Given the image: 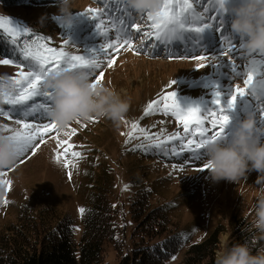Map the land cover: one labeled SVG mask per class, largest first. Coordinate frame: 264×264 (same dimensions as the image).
Here are the masks:
<instances>
[{"label": "rangeland", "instance_id": "374dc122", "mask_svg": "<svg viewBox=\"0 0 264 264\" xmlns=\"http://www.w3.org/2000/svg\"><path fill=\"white\" fill-rule=\"evenodd\" d=\"M195 7L205 17L216 15L215 11L204 12L205 8L216 7L211 0H197ZM72 8L73 23L70 26L62 25L54 18L58 11L57 0H26L17 6L0 3V20L11 21L10 25L6 24L8 27L17 25L28 28V33H22L18 41L43 37L42 42H46L49 47L63 48L74 55L98 49L101 44L114 39L117 33L121 35L122 43L128 26L133 22L139 24L140 34L131 29L132 43L139 49L138 54L126 45L118 50H109L108 56L99 55L101 68L94 70L91 75L94 82L102 71L99 84L111 86L129 98L130 107L118 125L107 118L94 117L92 120L79 119L66 127L52 129L43 134L44 143L41 144L37 137L33 147L17 158L12 167L0 170V173H7L6 176H0V180L11 181V185H0V231L16 221L25 206L37 210L51 205L60 213L73 217L76 238L79 239L83 231V212L80 209L89 203L90 192L101 182L100 173L105 171L109 175L107 181L112 200L115 199L126 213L129 197L139 189L148 190L152 205H166L169 208L177 224L176 231H180L186 241L168 264L182 262L190 245L206 238L217 226L222 230L221 244L227 242L229 245L239 229H243L246 234L254 230V244H257L258 250L264 248V239L260 238L261 233L253 225L255 198L259 191L254 184L257 173L252 172L247 181L241 179L237 184L223 180L214 182L207 169L201 170L203 150L199 160L192 158L191 153L175 155L172 149L175 147L180 151L181 141H166V137L177 132L183 137V124L171 113L165 114L162 105L148 111L149 103L160 100L170 91L176 92L182 105L206 101L211 97V91L205 84L213 76V68H197L198 63L207 61H197L190 56L181 57L183 48L176 43L165 46L154 37L151 40L146 38L144 32L151 31V21L147 20L145 13L137 14L130 9L127 0H72ZM89 8L102 9V16L97 20L88 17L84 13ZM100 19L104 20L109 31L108 39L98 33L96 23ZM224 19L226 26L223 31L227 35L230 33V17L226 14ZM0 30L8 36L4 29ZM65 40L69 42L67 45L64 44ZM204 43L210 53L219 51L216 34L207 33ZM221 46L228 50L226 41ZM192 51L197 55L209 54L199 49ZM232 56L236 70L242 73H246L252 58L261 59L259 52L249 55L243 49H238ZM109 57L114 61L111 67H108ZM0 59L5 58L0 56ZM227 59L219 56L214 63L222 64ZM18 65L15 62L0 65V74L14 77L20 71ZM28 70L26 65L24 71ZM220 71L228 74L233 86L239 84L244 87L246 75L236 76L232 68L227 66H221ZM261 74H264V66L257 69L255 79L261 78ZM173 80L175 83L172 85ZM250 100L253 107L248 111L255 113L258 127L264 128V120L256 107L260 102L251 97ZM35 102L47 103L44 97L37 98ZM242 113L238 109L237 113L232 114V120L238 119ZM16 118L14 116L9 120L0 115V125L19 128L20 125L15 123ZM25 119L29 123L33 122ZM38 120L41 123L53 121L43 110L38 112ZM134 123L138 126L137 130L132 127ZM205 126L211 127L210 124ZM140 128L144 131H139ZM129 133H132L131 138ZM0 134L4 136L9 133L0 131ZM191 138L194 137H186L183 142ZM161 141L165 142L160 148L149 147ZM69 145L72 147L69 148ZM65 149H69L67 153H64ZM57 152L63 154L60 162L54 159ZM72 152H79L80 156L74 157ZM65 161L68 162L67 167L64 166ZM128 221L132 226L129 215ZM105 260L111 263L117 261L113 248L109 246L106 248Z\"/></svg>", "mask_w": 264, "mask_h": 264}, {"label": "snow or ice", "instance_id": "6c2138e0", "mask_svg": "<svg viewBox=\"0 0 264 264\" xmlns=\"http://www.w3.org/2000/svg\"><path fill=\"white\" fill-rule=\"evenodd\" d=\"M230 0H211V3L216 7L213 9L205 8L204 12L209 13L215 11L216 15H208L207 17L201 15L195 4L197 0H160V5L156 10H146L145 13L147 20L151 21L149 25L151 31L144 32V36L151 40H155L165 46L176 43L179 47L183 48L180 53L181 57L190 56L197 61H207V63H198L196 66L200 69L213 68L214 74L208 79L205 87L211 91V97L202 103H187L181 104L177 98L175 91L166 93L160 100H154L148 104V111H152L162 105V111L165 114L171 113L176 119L183 124L182 137L179 132L166 137V141L178 140L181 141L180 151L173 147L172 152L175 155H180L181 152L191 153L192 158L201 159L202 150L211 141H216L224 138L227 135V129L232 121V114L248 111L253 107L250 100L254 98L260 103L256 105L259 109V115L264 120V74L261 78L255 79V74L260 66H264V52H259L261 59L252 58L247 66L246 73L237 71L235 61L232 53L243 46L237 38L231 33L224 34L223 29L226 26L224 16L229 10ZM102 9L89 8L84 14L90 18L97 20L102 16ZM12 22H4L0 20V28L11 37V43L17 45L20 53L23 56V61L19 63L20 71L16 76L11 77L13 81V91L9 93H0V115L12 120L14 116L15 123L20 125L19 128H9L8 125H0V131L9 133L4 135L3 139L9 144L16 158L31 149L37 137L40 143H44L43 134L51 131L52 129H59L55 121L48 123H41L38 120V112L43 110L44 114H49L51 105L54 102V92L50 88H45L44 82L49 74L59 73L61 71H78L88 70L87 72L92 75L94 70L100 69L102 61L99 55L108 56L109 50H118L125 45L129 49H135L137 54L139 49L132 43L131 29H135L136 34H140L141 27L139 24L131 23L128 26V31L124 33L126 38L121 43V35L117 33L114 39L109 43L101 44L98 49H92L87 54L74 55L65 51L63 48L49 47L44 41L43 37H37L35 40H25L23 46L18 45V37L23 33H28V28H21L17 25L8 27ZM96 28L100 35L109 38V31L105 27L103 19L96 23ZM216 34V40L219 45V51L210 53L207 45L204 43L205 35L207 33ZM219 33V34H217ZM228 43V50L221 46L222 42ZM68 40L64 41L67 45ZM192 49H199L202 52L209 53L205 55H197ZM251 55V54H249ZM228 57L222 64L214 63L217 57ZM27 62L28 71H24L25 63ZM12 59H0V65H11ZM114 61L108 58V67L113 65ZM221 66L232 68V72L236 76L246 75L243 80L244 87L239 84L232 85L228 78L227 73H221ZM100 76L95 79L93 86L100 83ZM18 77V78H17ZM172 85L175 83L173 80ZM44 97L47 103H36V99ZM171 100L169 103L168 101ZM33 121L29 123L26 121ZM95 119L94 117L89 120ZM79 119H77L78 121ZM210 124V128L206 127ZM134 130L138 126L134 123L132 125ZM139 131L143 132L144 129L140 128ZM75 132V129L72 130ZM132 137V133H129ZM186 137H194L187 139ZM63 144L65 141H58ZM127 142V141H126ZM155 143L149 147L160 148L161 144ZM38 146V145H37ZM72 146L69 145V148ZM69 149H65L67 153ZM63 154L57 152L54 159L60 162ZM72 156L79 157V152H72ZM64 166H68L65 161ZM208 166L203 163L202 169ZM7 173H0V176H6ZM0 185H11L10 180H0ZM5 203L7 201L5 200ZM81 212L84 209H80Z\"/></svg>", "mask_w": 264, "mask_h": 264}, {"label": "trees", "instance_id": "16d2710c", "mask_svg": "<svg viewBox=\"0 0 264 264\" xmlns=\"http://www.w3.org/2000/svg\"><path fill=\"white\" fill-rule=\"evenodd\" d=\"M24 1L0 0V3L17 6ZM24 41H18V45L23 46ZM0 56L18 64L23 61L17 45L1 30ZM104 172L100 173L101 182L90 192L89 203L84 207L79 239L69 214L60 213L51 205L37 210L25 206L16 221L0 231V264H168L186 241L176 231L177 224L169 208L152 205L148 190L139 189L129 197L126 213L112 200L109 175ZM221 231L217 226L206 238L190 245L179 264H215ZM253 233L254 230L247 234L243 229L237 230L229 246L247 242L255 253L258 246L254 244ZM108 246L117 257L114 263L105 260Z\"/></svg>", "mask_w": 264, "mask_h": 264}, {"label": "clouds", "instance_id": "9594fccd", "mask_svg": "<svg viewBox=\"0 0 264 264\" xmlns=\"http://www.w3.org/2000/svg\"><path fill=\"white\" fill-rule=\"evenodd\" d=\"M127 5L137 14L156 10L160 0H127ZM58 23L70 26L73 23L72 0H57ZM227 15L229 31L239 39L247 54L264 52V0H230ZM45 88L54 92L50 118L58 127L70 122L89 120L92 117L107 118L119 124L126 116L130 100L113 87L102 84L93 86L91 75L84 70L52 73L44 82ZM13 81L7 74H0V93H11ZM203 163L208 167L209 177L214 182L238 183L256 172L254 184L259 191L255 198L253 225L264 239V128L258 127L255 113L245 111L228 126L227 135L211 141L203 149ZM16 157L9 144L0 134V170L12 167ZM215 264H264V248L255 253L246 243L227 242L215 252Z\"/></svg>", "mask_w": 264, "mask_h": 264}, {"label": "bare ground", "instance_id": "6f19581e", "mask_svg": "<svg viewBox=\"0 0 264 264\" xmlns=\"http://www.w3.org/2000/svg\"><path fill=\"white\" fill-rule=\"evenodd\" d=\"M225 34V33H224Z\"/></svg>", "mask_w": 264, "mask_h": 264}]
</instances>
